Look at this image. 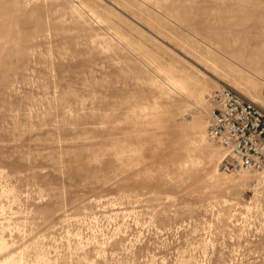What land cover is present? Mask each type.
I'll list each match as a JSON object with an SVG mask.
<instances>
[{
	"label": "rangeland",
	"instance_id": "374dc122",
	"mask_svg": "<svg viewBox=\"0 0 264 264\" xmlns=\"http://www.w3.org/2000/svg\"><path fill=\"white\" fill-rule=\"evenodd\" d=\"M222 86L264 112V0H0V264H264Z\"/></svg>",
	"mask_w": 264,
	"mask_h": 264
},
{
	"label": "built area",
	"instance_id": "2783aa9c",
	"mask_svg": "<svg viewBox=\"0 0 264 264\" xmlns=\"http://www.w3.org/2000/svg\"><path fill=\"white\" fill-rule=\"evenodd\" d=\"M211 99L206 131L226 151L223 167L264 169V112L227 86L214 89Z\"/></svg>",
	"mask_w": 264,
	"mask_h": 264
}]
</instances>
